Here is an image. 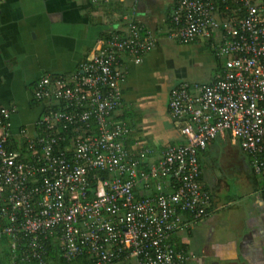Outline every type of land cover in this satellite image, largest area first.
<instances>
[{"label": "built area", "instance_id": "obj_1", "mask_svg": "<svg viewBox=\"0 0 264 264\" xmlns=\"http://www.w3.org/2000/svg\"><path fill=\"white\" fill-rule=\"evenodd\" d=\"M172 1L160 27L128 21L68 80L35 81L32 98L44 110L25 150L5 147L10 113L0 106V242L12 262L45 264L52 246L65 262L186 264L170 238L213 209L199 156L217 138L245 155L264 199V0ZM162 38L204 41L218 63L208 82L169 89L180 141L154 148L132 143V128L112 114L120 57L138 64Z\"/></svg>", "mask_w": 264, "mask_h": 264}, {"label": "crops", "instance_id": "obj_2", "mask_svg": "<svg viewBox=\"0 0 264 264\" xmlns=\"http://www.w3.org/2000/svg\"><path fill=\"white\" fill-rule=\"evenodd\" d=\"M159 1L109 0L92 5L86 0H0V106L10 113V139L19 145L21 139L38 133L36 121L44 105L32 98L35 81L43 76L68 80L77 65L91 56L98 40L111 32H123L128 21L150 30L160 27L173 4L172 0ZM161 7L163 12L159 14ZM163 40L167 41L160 39L138 64L125 55L120 57L125 77L120 86V104L113 113L115 119L132 128V143L138 141L154 148L159 146L144 136L148 126L143 119L152 108V100L163 91L164 81L168 83L164 98L167 114V92L177 81L187 78L182 69L175 67L171 79L165 76L164 67L165 73L170 68L162 65ZM201 45L209 50L204 41L185 46ZM210 56L212 67L207 74L202 73L205 80L191 82L210 80L218 63ZM179 141L176 134V140L167 143ZM200 178L211 194L213 209L202 220L174 233L170 238L173 248L187 255L186 264H264V199L259 180H250V193L244 200L224 201L215 189L217 195L209 189L202 172Z\"/></svg>", "mask_w": 264, "mask_h": 264}, {"label": "rangeland", "instance_id": "obj_3", "mask_svg": "<svg viewBox=\"0 0 264 264\" xmlns=\"http://www.w3.org/2000/svg\"><path fill=\"white\" fill-rule=\"evenodd\" d=\"M162 1V0H160ZM159 1V2H160ZM160 13L161 9L157 10ZM162 46V65L169 66L170 71L164 74L171 79L174 76V67L182 69L186 73V80L191 82L194 80L204 81L202 73L207 74L212 67L211 57L208 51L203 46H184L178 45L171 41L163 40L160 43ZM168 79V80H169ZM177 81V83H179ZM168 83H163V91L158 92L155 99L152 100V108L149 114L143 120L146 128V134L143 132L146 139L153 145H164L169 141L176 140V127L171 123L165 112V92ZM128 122V121H127ZM150 128V129H149ZM142 136V134H141ZM200 168L203 180L208 185L209 189H215L216 193L222 200L242 201L249 192L250 182L255 181V176L247 167L245 155L238 149L236 145H231L228 141H222L217 138L205 150L204 156L200 160ZM251 180V181H250ZM217 185H214V183ZM214 192V194H216ZM216 194V195H217Z\"/></svg>", "mask_w": 264, "mask_h": 264}, {"label": "trees", "instance_id": "obj_4", "mask_svg": "<svg viewBox=\"0 0 264 264\" xmlns=\"http://www.w3.org/2000/svg\"><path fill=\"white\" fill-rule=\"evenodd\" d=\"M172 4H173V1H172ZM112 33H115V32H111V33L107 34L103 39L107 38ZM112 117H113V114H112ZM115 120H118V119H115ZM120 121H122V120H120ZM18 143H19V145L17 143H14V140L8 138L7 142L5 143V147L7 149H10V150H16L17 148H18L17 150H19V151L25 150L24 149V146H25L24 140L21 139L20 141H18ZM66 143H67L66 140H64L63 142L59 141V146H63ZM15 144L17 145V147L15 146ZM175 250L179 251L181 249L177 248ZM0 264H26V263L12 262L10 260V257L8 256L7 250L5 249L4 240H2L0 242ZM28 264H30V263H28ZM31 264H33V263H31ZM45 264H91V263H90V261H88L84 257L74 259L70 262H65L62 259H60L59 257H57L56 250L54 249V247L50 246L48 251H47Z\"/></svg>", "mask_w": 264, "mask_h": 264}]
</instances>
